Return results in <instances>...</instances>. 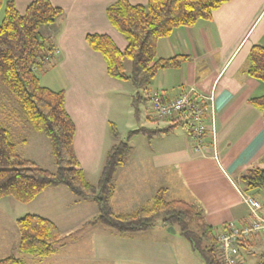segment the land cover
<instances>
[{
  "label": "crops",
  "instance_id": "1",
  "mask_svg": "<svg viewBox=\"0 0 264 264\" xmlns=\"http://www.w3.org/2000/svg\"><path fill=\"white\" fill-rule=\"evenodd\" d=\"M10 1H14L18 11L23 14L33 0ZM50 1L63 10V15L43 30L51 51L50 59L42 64L57 68L62 77L68 80L63 90L66 110L76 126V156L86 179L96 185L106 151L109 145H114L111 144L109 124L114 123L118 128L117 121L123 118V94L128 89L126 84L131 83L108 75L102 55L89 47L86 36L108 35L121 51L126 49L128 43L125 37L107 17L108 7L118 0ZM127 1L133 5L148 3V0ZM256 45L264 46V0H233L216 10L211 20H201L193 27L177 28L172 35L158 42L157 58L184 55L188 59L179 68L159 70L143 91L148 126L141 127L164 129L174 125L149 115V96L164 94L167 99H173L194 87L205 95L215 94L217 139L215 144L207 140L202 151L197 152L183 123H175L178 126L170 132L151 139L145 140L144 135L142 139H138L140 135L134 136L129 142L130 158L115 175L112 207L116 213L134 211L149 202L158 189L165 187L169 201L184 200L201 204L206 222L215 229H221L224 224L238 229L250 225V210L242 195L252 196L264 204V189L245 193L238 180L247 169L264 167V120L261 111L249 103L252 97L264 96V82L245 73L250 50ZM5 116L12 122L15 112L9 111ZM2 119L4 121L5 118ZM24 120L22 113L13 133L24 131L25 122L27 124ZM180 126L184 129H179ZM43 138L44 149L51 154L50 141L46 136ZM27 141L26 138L20 140L24 145L29 144ZM38 146L41 147L42 143ZM60 188L46 190L30 204L46 192L58 196V193H63ZM5 200L9 198L0 200V203ZM8 202V205L0 206L1 211L14 213L22 206V203ZM89 202L94 203L74 199L73 205L87 209L91 205ZM37 207L46 212L43 204ZM44 217L53 221L62 232L58 220L50 214H44ZM81 219L80 216L74 226H92L88 255L91 264H194L190 255L191 246L187 249L163 227L120 236L103 225L90 224L92 220L82 223ZM1 228V233H4L0 235L3 238L0 240V252L7 250L11 244L17 247L19 231H10L5 225ZM243 237L244 243L235 244V256L240 264H247L253 259L257 264V259L264 256V234L251 233ZM77 240L63 242L60 250ZM54 255L55 251L51 256Z\"/></svg>",
  "mask_w": 264,
  "mask_h": 264
},
{
  "label": "trees",
  "instance_id": "2",
  "mask_svg": "<svg viewBox=\"0 0 264 264\" xmlns=\"http://www.w3.org/2000/svg\"><path fill=\"white\" fill-rule=\"evenodd\" d=\"M233 0H148L146 5H133L118 0L107 9L111 25L126 39L121 51L108 35L88 34L89 47L102 55L107 73L119 81H129L136 89L132 98L135 115L144 102L143 91L161 69L179 68L188 56L157 58V44L180 27H193L201 20H211L213 13ZM0 81L21 107L27 123L37 133L45 135L51 145L55 172L43 168L33 160L23 158L10 132L0 124V200L12 197L22 204H30L48 189L65 187L77 199L91 200L98 215L90 223L101 224L120 236L145 232L155 227H178L193 252L204 264H223L219 250V236L230 231L210 226L201 204L167 199V188L158 189L152 199L130 213H116L112 207L115 175L130 158V140L136 135L148 139L170 132L178 124L164 129L139 127L122 140L116 124L109 129L116 143L105 156L96 185L87 179L75 152L76 126L65 107V91L42 86L38 70L49 56L51 47L43 35L63 15V10L50 0H33L22 14L14 1L0 0ZM131 72H126V62ZM245 73L264 82V46L250 50ZM249 103L261 111L264 120V96L252 97ZM244 192L264 189V167H251L240 177ZM19 231V251L40 258L51 256L62 238L60 228L51 220L27 214L16 220ZM245 237L237 242L244 243ZM244 245V244H242ZM0 264H25L11 255Z\"/></svg>",
  "mask_w": 264,
  "mask_h": 264
},
{
  "label": "rangeland",
  "instance_id": "3",
  "mask_svg": "<svg viewBox=\"0 0 264 264\" xmlns=\"http://www.w3.org/2000/svg\"><path fill=\"white\" fill-rule=\"evenodd\" d=\"M7 1H10V0H5V2ZM4 10H5V4L2 7L1 12H0V22L3 19ZM126 72L127 74H130L131 72V63L129 61L126 62ZM37 73L40 78V82L42 86H45L51 90L61 91L68 84V80L62 77L61 72H59L57 68L55 69V67L50 66L48 64L42 65V67L38 70ZM126 85L128 86V89H126V92L123 94V98H124L123 114H122L123 118L120 120L118 119L117 121L120 137L122 140L126 139L127 134L130 131L138 129L141 126H148L147 119L145 118L146 117L145 104L143 102L139 104V114L136 116L134 112V107L131 105L132 104L131 99L132 97L135 96L136 89L132 86V84L128 83ZM9 102H13V103L11 105H8ZM1 103H2V106H0V124L4 128L10 131L12 135V140L18 146L17 150L20 156H22L23 158L33 160L36 163H38L40 166H42L43 168L48 169L52 172H55L56 168H55L52 155L48 154L44 149L45 143H43L42 140L44 139L43 137L45 136L43 134L42 135L37 134L30 127L28 123L26 124V122H25L26 130L24 129V131H22V133H19V134L13 133V128L16 125V121L18 120V117L22 115L21 107L17 103V101L11 96V94L8 92L7 88L0 81V104ZM14 104H15V107H14ZM9 111L15 112V116L12 122H10V120H8V118L5 116V114L9 113ZM2 117L5 118L4 121ZM179 129L183 130L184 128L180 126ZM34 135H38L36 136L37 138H35ZM142 137L143 135H140L138 139H142ZM145 137H146L145 138L146 140L147 136ZM23 138L24 139L26 138V140L28 139L27 141L29 143L28 145H24L20 142V140ZM111 141H112L111 144L116 143V140L113 137ZM40 143H42L41 147L38 146L40 145ZM110 148L111 146L109 145L106 153L110 150ZM105 156H104V159L101 165H103L105 161ZM60 189H61L60 191H63V193L62 192H60V194L58 193V196H54L50 192H46L32 204H28V205L21 204L22 206L20 210L16 209L14 213L12 212L5 213L4 211L0 210V230H2L1 227L5 225V227L8 230L12 231L13 229H15L17 233H18V228L16 225V221L14 222V219L16 218L17 220L27 214H35V215H39L42 217H44V214H50L51 216H53L52 218L58 220V222H60L61 224L59 225L61 226L62 237L64 238H62L61 242L56 246L55 255L42 259L37 255L24 254L19 251L18 246L15 247L11 244V247H9L7 250H5L4 252H0V258L3 259L4 256L9 257V255L10 256L14 255L18 258L20 256L21 257L20 259L25 264H91L89 261L88 255L91 250V239H90L89 231H91L92 226L90 227L89 225L86 227L85 225L81 226L83 224L81 225L75 224L74 226V223L80 220V216L81 218H83L81 219L83 221H80L82 223H84V221L86 222L87 220L94 221L93 219L96 218L98 215L97 207L95 203L89 202L91 203V205L89 207H86L87 209H84L81 206H78L76 208V206L73 205L74 204L73 200L77 198L74 197L67 188L61 187ZM54 191H58V190H54ZM6 198H9V200L3 201L2 203H0V206L2 204L8 205L9 204L8 201H14L15 203H19L12 197H6ZM45 202L47 203L46 207H45V204H46ZM42 204L44 205L46 209L45 213H43L44 210L41 207H37V206H42ZM79 213H80V216H79ZM70 227L72 228L68 229ZM168 228L165 230L167 231V233L172 234L173 239L181 241L187 249H190L189 242L180 234L178 227L173 228L175 230L174 233L171 231H168ZM2 233H4V231H2ZM2 233L0 231V235ZM81 235L82 237L78 238ZM1 239L3 238L0 237V240ZM74 239H78L76 243H73ZM69 241L70 242L73 241V242L71 244H67V247L61 251L60 247L62 246V243L63 242L66 243ZM18 245H19V241H18ZM241 250L244 254H246V251L244 249H241ZM190 253H191L190 255L193 257L192 260H194V264H204L199 254L193 251ZM248 256L249 255H247V259H248ZM257 262H258L257 264H264V256L259 260L257 259ZM247 264H254V259L249 260Z\"/></svg>",
  "mask_w": 264,
  "mask_h": 264
},
{
  "label": "built area",
  "instance_id": "4",
  "mask_svg": "<svg viewBox=\"0 0 264 264\" xmlns=\"http://www.w3.org/2000/svg\"><path fill=\"white\" fill-rule=\"evenodd\" d=\"M49 59L50 56L44 61ZM147 100L148 113L154 119L186 125L197 152L202 151L207 140H212L215 144L217 131L214 92L205 95L190 87L173 99H167L164 94H153ZM242 199L250 210L251 222L244 229L231 226L230 231L220 234L219 250L223 264H240L234 254L238 238L251 233L264 234V204L252 196L242 195Z\"/></svg>",
  "mask_w": 264,
  "mask_h": 264
},
{
  "label": "water",
  "instance_id": "5",
  "mask_svg": "<svg viewBox=\"0 0 264 264\" xmlns=\"http://www.w3.org/2000/svg\"><path fill=\"white\" fill-rule=\"evenodd\" d=\"M168 231H171V232H173V233L175 232V230L173 229V227H169V228H168Z\"/></svg>",
  "mask_w": 264,
  "mask_h": 264
}]
</instances>
